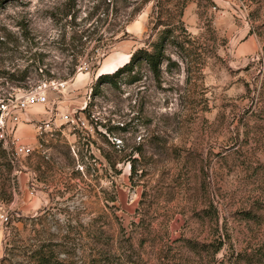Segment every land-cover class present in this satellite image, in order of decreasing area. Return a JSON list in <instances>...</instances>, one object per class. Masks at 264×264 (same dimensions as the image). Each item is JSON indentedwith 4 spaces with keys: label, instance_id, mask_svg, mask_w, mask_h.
<instances>
[{
    "label": "rangeland",
    "instance_id": "374dc122",
    "mask_svg": "<svg viewBox=\"0 0 264 264\" xmlns=\"http://www.w3.org/2000/svg\"><path fill=\"white\" fill-rule=\"evenodd\" d=\"M1 118L0 264H264V0H0Z\"/></svg>",
    "mask_w": 264,
    "mask_h": 264
},
{
    "label": "built area",
    "instance_id": "2783aa9c",
    "mask_svg": "<svg viewBox=\"0 0 264 264\" xmlns=\"http://www.w3.org/2000/svg\"><path fill=\"white\" fill-rule=\"evenodd\" d=\"M64 83L61 82H49V83H42L38 85L37 87L33 88L32 90L26 92L21 98H19L16 101L15 108L20 111V113H25L30 107L34 105H45L48 103V94L49 92H56L59 91L62 87H64ZM8 107V105H7ZM53 116V115H52ZM50 116L48 120L40 121L36 127L37 135L42 136L46 134L47 132H50L55 124L54 117ZM62 118L66 121L71 120V116L69 114L62 115ZM13 122V132L15 129V132L13 135L10 136V144L13 149V156L14 157H21V156H30L34 152V145L29 143H22L20 141V138L16 136L17 127L21 122V115L15 114L13 117H11ZM1 124H2V132L0 134V138L7 140V137H9L8 133L5 132L4 129V121L3 118H1ZM17 159V158H16ZM0 222L1 223H7L8 222V216L6 214H0Z\"/></svg>",
    "mask_w": 264,
    "mask_h": 264
},
{
    "label": "trees",
    "instance_id": "16d2710c",
    "mask_svg": "<svg viewBox=\"0 0 264 264\" xmlns=\"http://www.w3.org/2000/svg\"><path fill=\"white\" fill-rule=\"evenodd\" d=\"M164 36L161 38V41L156 42L154 44V48L152 51H147L145 49H140L136 51L132 56L129 62L124 64L122 67L118 68L114 73L109 74H103L98 78V83L96 86V89H94V94L98 95L99 93V86L103 84H110V85H117L118 79L121 78L124 74H131L134 71V68L137 66V64L141 62H146L153 74L155 76L160 75V68L161 64L164 58V52H165V38ZM136 78V77H134ZM134 171V165L131 166ZM56 264V263H54Z\"/></svg>",
    "mask_w": 264,
    "mask_h": 264
}]
</instances>
